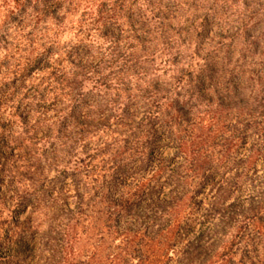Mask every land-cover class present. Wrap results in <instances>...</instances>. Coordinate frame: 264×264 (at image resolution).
Returning a JSON list of instances; mask_svg holds the SVG:
<instances>
[{
	"label": "clouds",
	"instance_id": "obj_1",
	"mask_svg": "<svg viewBox=\"0 0 264 264\" xmlns=\"http://www.w3.org/2000/svg\"><path fill=\"white\" fill-rule=\"evenodd\" d=\"M88 7L91 15L86 16L83 22V7L69 12L60 28L51 20L41 22L39 29L34 33L36 38L33 47L43 51L49 45H54L57 50L49 57L51 68L48 71L56 69L57 74L63 72L71 79L78 69L65 57L71 47L87 33L85 42L92 47L94 62L99 64L101 70L87 72L91 79L88 86L82 90L92 91L94 95L98 94L102 98L97 107L105 109L104 115L109 117V124H114L120 116L119 110H116L115 114L108 111L113 108L112 101L118 100L123 106L128 99L136 103V124H139L146 114L166 121L170 138L161 154L165 160H171L172 163L168 168L153 167L149 171L141 172L135 180L113 183L114 169L110 155L105 149L104 139L100 134L90 140L86 139L84 142L91 144L89 154L96 155V159H85L88 166L80 171L77 180L74 181L73 177L69 176L62 191H53L34 212L30 207L24 213L25 216L31 213L32 226L38 233L39 264H67L66 248L74 234L73 224L82 209L86 216L95 215L97 202L105 198L115 203V208L112 209L115 211L135 201L149 186L158 189L161 199H175L183 209L178 217L172 218L163 229L165 234L175 240L174 245L167 249V256L172 258L173 264H184L185 249L202 231L211 235L210 243L216 242L211 256L212 264H227L230 258L239 264L240 253L236 251L237 245L234 241L240 240L244 232L243 225H253L249 210L250 198L254 197L258 203L264 201V151L259 147L264 145V116L261 115L264 109L251 110L256 103L255 97L261 94L264 87L255 79L253 70L259 66L260 61H264V56L257 55L254 60L248 56L246 62V49L237 42L233 45L236 51L229 60L225 57V48L232 43V37L221 39L217 36L212 41L204 42L197 38V26L203 19V13L213 11L211 0H201L195 5L191 0H182L171 8L167 6V0L159 3H150L148 0H116L113 3L110 0L109 8L104 13L97 11V5ZM19 8V4L7 5L0 16V27L9 22V9L16 14ZM129 12L132 13L131 20ZM24 15L26 26L23 31L28 32L32 30L38 14L33 13L29 7ZM105 16H111L120 25L121 39L116 43L99 34ZM29 20L33 23H29ZM45 24L48 26L46 29ZM8 31L12 33L10 38L17 37L20 33L14 22L9 24ZM141 36H147L148 40L141 43ZM117 50L122 51L123 56ZM177 53L182 57L181 62L173 64L170 57ZM209 56L222 60L226 74L208 85L207 94L214 101L218 98L223 100L228 91L225 88L227 70H239L240 66H243L247 70L246 78L252 76L250 86L242 96L249 105V111L232 110L223 114V124L232 126L227 129L223 125H212L209 129L203 121H198L197 127L186 130L183 124L168 115L166 109H169V101L172 99H180L181 103L184 100H196L190 90ZM125 57L130 58L127 66ZM133 64L136 68L131 67ZM188 73H191V80ZM105 78L106 83H99ZM77 79L83 78L77 76ZM153 81L158 82L166 94L159 97L146 96L145 90L151 87ZM27 83L31 85L37 81L29 80ZM67 90L66 88L65 91ZM24 91L26 89L22 90L17 99L23 97ZM172 113L175 115V110H172ZM244 121H259L256 125L259 131L247 141L240 135ZM248 131L251 132L252 129ZM221 132L228 137L225 146L213 147L205 142L207 135H218ZM254 140H258L255 146ZM134 144L137 152L126 154V160L129 163L135 160L138 164V153L144 151L145 141L138 137ZM76 151L80 156L85 155L80 148ZM101 159L103 163L99 162ZM202 160L208 161L215 170V183L205 181V169L198 166V161ZM66 167L70 165L60 163L54 168L45 169V175L51 181ZM29 190L33 189L30 187ZM238 201L243 202L245 212L228 224L225 210ZM260 210L261 214H264V207ZM123 211H126V207H123ZM157 215L169 219L167 211L157 212ZM151 222L150 220L149 223ZM155 226L159 227V223ZM187 227H190L191 231H183ZM254 227L264 230V225ZM173 233H179V236H173ZM59 235H63L65 241L58 243ZM123 239L116 238L114 244H121ZM260 255L261 259H264V246H261ZM131 264H139L138 258L132 257Z\"/></svg>",
	"mask_w": 264,
	"mask_h": 264
},
{
	"label": "rangeland",
	"instance_id": "obj_2",
	"mask_svg": "<svg viewBox=\"0 0 264 264\" xmlns=\"http://www.w3.org/2000/svg\"><path fill=\"white\" fill-rule=\"evenodd\" d=\"M46 1L51 2L52 0ZM95 2V5L100 6V9L108 10L110 0H96ZM112 2L115 3L116 0H112ZM148 2L159 3L162 0H148ZM180 2L182 0H167V6L171 8ZM183 2H188V0H183ZM200 2L201 0H191L193 5ZM17 4L20 5L19 11L16 14H9V22L0 27V125L4 124L6 129L2 137L4 142H25L33 155L41 156V179L32 188L33 190L30 191L29 195L21 201L22 204L19 207L14 205L13 199L9 195L10 193L5 194L7 192L6 186L0 184V211L4 213L3 215L0 214V264H39L38 250L40 241L38 233L32 226L33 218L31 213L27 216L24 213L30 207L34 212L44 199L51 196L53 191H62L66 187L69 176L73 177L75 181L79 177L80 171L87 168V164L86 166L75 159L77 156L85 159L87 158L86 155L80 156L79 153L74 155L72 152L73 146L81 138L78 133L80 126H87L91 133L94 131L97 133L96 135L100 134L104 141L110 142L107 134L114 135L117 138V142H111V144L121 150L125 165L123 170L115 175L116 178L112 181L113 183L135 180L141 172H146L156 167L159 158H163L161 150L167 146L170 133L166 129L167 122L161 121L160 118L154 115L146 114L144 119L139 124H136L137 107L134 100L123 104L125 113L123 115V123L120 124L115 121L114 124L110 125V128L105 129V133L99 131L97 125H100V116L103 114L102 112L97 113L96 109H92V105L100 102L102 98L98 94L94 95L92 91L85 92L82 90L88 86V82L91 79L87 76V72H99L101 70L99 64L94 62L92 47L85 42L87 38H81L71 47L65 57L74 68L78 69L71 79L63 72L57 74L56 71L53 75H49L48 69L51 68L49 57L57 50L54 45H49L43 51L33 47L36 38L34 33L39 29L41 22L51 20L57 28L59 25H64L68 14L67 10L71 7L69 1H64V6L57 8V10H52V16L47 15L38 22L36 20L31 31H22L25 37L21 40H17L18 37L10 38L12 33L8 31L9 24L16 23L18 29H20L21 25L25 27L26 17L24 14L27 9L31 7L33 13H37L39 9H46L47 5L45 0H18ZM4 5L0 3V6H2L0 16L4 13ZM81 7L76 8L73 12ZM211 7L213 11L203 13V19L200 20L197 26V38L201 42L205 40L212 41L217 36L221 39L232 37V43L225 48V57L229 60L234 51H236L233 45L237 42L246 49V62L248 56H251L253 60L257 55L264 56V0H211ZM82 14L81 20H84ZM54 16H58L57 20H55ZM129 19H132L131 12H129ZM103 20L106 25L101 26L100 36L112 42H118L121 39L120 25L110 16H105ZM28 22L33 23L31 20ZM44 27L46 29L48 27L47 24ZM139 39L141 43H145L148 37L141 36ZM14 46L22 47V50L17 51L15 55L16 49H13ZM145 48H147V44H145ZM117 51L123 56L122 51ZM11 55H13L12 58H9ZM27 59L32 61L31 70L17 78L16 71L19 68H25L24 64ZM124 59L127 66V61L130 58L125 57ZM181 59V55L177 53L170 57V62L177 64L181 62ZM131 67L136 68V65L133 64ZM246 71L243 66H240L239 70L236 68L227 70L225 88L228 91L223 100L218 98L214 101L207 94L206 88L209 84L215 82L217 78L224 77L226 68L221 59L216 56H209L206 65L197 74L196 82L190 90L191 95L196 97V100H184L183 103H181L180 99L170 100V110L166 109L168 115L173 120H178L177 111L189 110L193 106L206 105L208 101H211L214 108L221 103L228 104L230 109L249 108L247 101L242 99L245 90L250 86L249 81L252 79L251 75L246 78ZM253 72L255 79L261 85H264V61H260L259 66ZM188 75L191 80V73H188ZM77 76L83 79H77ZM40 78H47V82L43 83L40 88V93L47 94L46 98L48 100L46 104L49 108L41 106L38 96L34 97L32 86L40 84ZM61 78L69 80L71 86L78 91L76 110L61 127L48 128L45 123L38 125V120L42 119L44 121V118H51L56 112L55 107L59 102H56L55 97L62 99L60 96L61 91L55 92L52 87L62 88ZM29 80H35L37 83L29 85L27 83ZM104 82H106V79L99 83ZM25 89L23 97L17 99L22 90ZM27 92L33 98L25 97L24 94ZM144 94L146 96L155 95L159 97L166 93L158 82L153 81L151 87L146 89ZM263 100L264 87H262L261 94L255 97L256 103L253 108L258 106V103ZM64 101L65 104L68 103L66 100ZM89 110H94L96 113H89ZM172 110H175V115H173ZM13 112H16L17 116H12ZM75 118L79 120L80 124L76 123ZM45 135L48 136L46 140H44ZM13 136L17 138L16 141L12 140ZM58 137L59 140L57 139ZM138 137L145 141L144 151L138 153V164L135 160L129 163L126 160V154L131 155L137 152L134 141ZM250 137L253 136L246 137V141ZM60 163L70 165V167L61 169L58 175L49 181L45 175V169L54 168ZM170 165V163H167V166ZM210 171L214 173L213 179L215 182V170L212 165L207 170V174ZM254 171L255 168L253 167ZM171 202L172 200L161 199L158 189L155 186H151L135 201L123 206L126 207V211H123V207L113 211L115 203L105 198H101L97 202L95 215L86 216L82 209L73 224L74 234L71 236L72 241H70L67 249L69 252L67 264H106V256L113 251L121 252L123 257L121 264H131L132 257H136L138 260L139 257L147 258L149 255V240L145 238L142 243L141 240L136 239L131 243H127V239L124 238L122 232L125 230L132 232L143 230L147 235H149V232L151 234L159 233L166 221L161 216H158L157 212H164ZM150 220L152 221L151 223H149ZM157 223H159V227L155 226ZM188 230L191 231V228L189 227ZM14 232H17V237L13 236ZM202 232L198 237L203 235ZM118 237H123L124 239L121 244L117 245L114 244V241ZM198 237L190 241L189 245H192V242H196ZM62 241H64V236L59 235L58 243ZM61 247H63V244H61ZM256 247L259 250L261 249L260 245ZM245 249V244H243L237 250L240 253V262L250 264L244 255ZM5 253L10 254V256L4 257ZM71 257H74V259ZM167 264H173V261L170 260ZM231 264H237V262L232 260Z\"/></svg>",
	"mask_w": 264,
	"mask_h": 264
},
{
	"label": "trees",
	"instance_id": "obj_3",
	"mask_svg": "<svg viewBox=\"0 0 264 264\" xmlns=\"http://www.w3.org/2000/svg\"><path fill=\"white\" fill-rule=\"evenodd\" d=\"M18 0H0V3L5 4L4 7L7 5H17ZM64 1L66 0H52L46 1V9L38 10L36 20L37 22L46 17L47 15L52 16V10H57V8H60L63 5ZM69 1L71 7L68 8L67 12H73L76 8L82 6L84 8V12L82 16L85 18L86 16H90L91 12L89 9V5H95L96 0H67ZM97 7V11L100 13H104L106 11L102 10ZM2 6H0V12H1ZM9 14H13L12 10L9 9ZM55 15V14H53ZM58 16H54L55 20H57ZM111 17V16H110ZM104 19V18H103ZM83 22V20H81ZM104 20L101 26H105ZM106 23V22H105ZM63 25H59L58 28H60ZM24 26H20V33L19 36H17V40H21L25 36L23 35ZM83 31V29H81ZM83 38H87V33H85ZM16 39V38H15ZM116 43V42H113ZM13 49H16L14 52V55L17 51H21V46H14ZM13 55L9 56V58H12ZM25 68H19L16 71L17 78L24 74L25 72H29L32 68V61L28 60L24 64ZM56 69H52L51 72H48L49 75H53L56 73ZM106 79V78H105ZM47 78H40V84L36 86H32L34 89V97L38 96L40 99L41 106L45 108H49L47 106V94L40 93V88L43 85V83H46ZM62 82V88L52 87L55 89V92L61 91V98L66 100L68 103L65 104V101L62 99L55 97L56 102H59V104L55 107L56 112L51 118H44V121L42 119L38 120V125L44 124L46 127H61L66 121H68L71 117V115L76 110V102H77V96L78 91L75 87L71 86V82L67 80L66 78H61ZM103 81V80H102ZM101 82V81H100ZM52 83V82H51ZM106 83V82H104ZM68 89L65 91V89ZM81 91V90H80ZM25 97L33 98L30 96V93L27 92L24 94ZM84 96V95H83ZM66 98V99H65ZM132 101V99H128V102ZM100 104V102L95 103L92 105V109H96L97 113L102 112L103 115L100 116V125H97V129L99 131H102V133H105L106 128H110V125L108 120L109 117L104 115L103 111L104 108H98L97 106ZM113 108L108 109L111 114H115L116 110H119L120 116L116 119V123H123V115L124 113V106H121L120 102L118 100L112 101ZM259 105L255 108H252V111H255L257 108L264 109V100L258 103ZM233 110L239 111V112H245L249 111V108L246 109H240V108H232ZM232 109L229 108L228 104L221 103L217 107H213V104L211 101H208V104L206 105H198L193 106L189 110H183V111H177L178 120L179 123L183 124L185 126V129L198 126V121H203L206 127H210L212 125H223L225 129L232 127L231 125L223 124V114L231 111ZM94 113V110H89V113ZM96 113V112H95ZM176 113V112H175ZM261 115L264 116V111H261ZM12 116H17L16 112H13ZM74 117V116H72ZM185 117V118H184ZM76 123L80 124L79 120L77 118ZM259 123V121H244V127L241 131L240 135L243 137V139L246 141V137L249 136H255L256 133L259 131L258 127L256 125ZM248 129H252L251 132L248 131ZM6 129L4 128V124L0 125V184H4L7 188V193H10L9 195L12 197L14 205L15 206H21L23 199L27 197L30 193L29 188L35 187L41 179V156H37V154H32L29 149V146L25 144V142H4L3 132ZM79 135L81 138L79 139V142H76L75 145L72 148V152L74 155L78 153L76 151L77 148H80L83 153H85L86 157L85 159L91 160L96 159V155H90L89 150L91 148L90 143H85L84 141L86 139L90 140L92 137L97 136L94 131L91 133L87 126H80L78 130ZM60 134V133H59ZM107 134V132H106ZM109 141H105V149L107 150L108 154L111 158V164L114 169L113 177L116 178V174H119L123 168H124V156L121 152V150L117 146H113L111 142H117V138L114 137V135L107 134ZM45 139H48V136H44ZM13 141H16V137H12ZM59 140V137L57 138ZM205 142L208 143L210 146H225L228 143V137H226L223 132H221L218 135H207L205 137ZM15 143V144H14ZM258 140L253 141V145H257ZM260 149L264 151V145H259ZM17 150V151H15ZM97 153H99V150H97ZM76 161H80L82 164L86 165L85 159L81 157H76ZM100 163H103V160L101 159L99 161ZM167 163H172L171 160H165L164 158H159L158 164L156 165V168H168ZM240 163H243V161H240ZM87 166V165H86ZM198 166L203 167L205 169V181L206 182H214V176L212 171L207 174V170L210 169L211 164L206 161H198ZM212 173V174H210ZM113 179V180H114ZM151 187V186H149ZM261 207H264V201L262 202H255V198H250V211H251V219L253 221V225L245 224L243 225L244 232L240 236L239 241H234V243L237 245L236 251L239 249V247L243 244H245V250L244 255L245 258H247L250 262V264H263V259H261L260 250L257 249V245L264 246V230H262L260 227H254V225H264V214H261ZM182 206L179 204L178 201L175 199L172 200L170 206L164 210L168 212L169 219H165V224L163 225V228L159 233L151 234L149 232V235L146 234L143 230H136L134 232L125 230L123 233L124 238L127 239V243H131L134 240H141L143 243V239L149 240V255L147 258H141L139 257L140 264H167L168 261L172 260L171 257L167 256V249L172 247L175 243V240L170 238L169 235L165 234L163 232V229L167 226L168 223L171 222L172 218L178 217V215L182 212ZM245 212V209L243 207V202L238 201L237 203L231 205L229 209L225 210V214L228 217L226 223L231 224L235 221L238 215H241ZM163 213V212H162ZM0 214H4L0 211ZM162 217V216H161ZM189 227L184 228L185 231L188 230ZM203 235L197 238L196 242H192V245H189L185 249V256H184V264H212L211 262V256L214 252V247L216 242L211 241V235H209L207 232H202ZM14 237H17V232L13 233ZM173 236H179V233H173ZM245 237H247L245 239ZM65 241V237H64ZM72 241V238H71ZM242 242V243H241ZM68 246L66 248L67 257L69 255V252L67 251ZM9 253V252H8ZM5 253L4 257L10 256V254ZM255 255H254V254ZM122 254L121 252H112L106 256V264H121L122 263ZM247 260V261H248ZM232 259L230 258L227 262L231 264ZM240 264H243L240 262Z\"/></svg>",
	"mask_w": 264,
	"mask_h": 264
}]
</instances>
